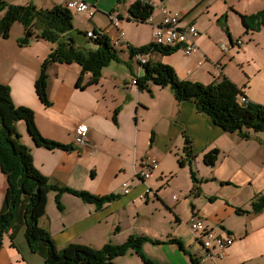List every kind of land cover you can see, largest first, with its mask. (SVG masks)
<instances>
[{
    "label": "crops",
    "instance_id": "obj_1",
    "mask_svg": "<svg viewBox=\"0 0 264 264\" xmlns=\"http://www.w3.org/2000/svg\"><path fill=\"white\" fill-rule=\"evenodd\" d=\"M7 1L15 4L33 1L39 7L50 8L56 4L66 5L69 0ZM85 1L96 9L95 14L89 17L85 12H73V15H85L89 21L96 19L97 11H103L110 20V15L115 14L119 28L124 31L121 22L124 17L130 19L129 7L136 0ZM192 1V6L185 8L174 5L172 0H153L158 7L153 17L158 23L164 8L172 13L182 9L185 12L183 23H193L200 31L199 51L185 55L179 48L172 54L156 52L148 57L173 66L181 79L210 83L224 74L243 88L248 100L264 104V25L257 28L253 24L247 28L243 24L237 32L230 25L233 16L251 15L264 9V0H260V6L253 11L236 8L232 0L224 5L210 0V9L216 11L209 28L202 24L200 16L192 14L205 0ZM3 14L0 11V18ZM139 23L150 26L147 42H151L153 25ZM112 25L114 27L113 22ZM97 26L100 24H94V28ZM218 27L226 29L228 37L214 39L209 34ZM13 28L16 31L8 38L0 36V68L8 71L9 76V80L2 81L10 85L17 105L34 110L37 127L45 137L74 147L68 150L38 146L20 127L25 122H19V131L32 150L34 164L52 182L94 195L116 196L98 206L64 192L61 195L64 208L60 209L56 193L53 191L51 197L50 193L46 214L39 224L50 232L58 248L80 243L99 249L106 243L119 245L131 235H140L147 237L141 245L142 253L156 264H194L193 259L198 264H209L204 259L200 239L189 227V220L196 216L217 233L234 238L218 264H264V209L257 213L251 211L254 196L264 195V133L248 130L249 137L243 138L238 132L224 131L209 116L199 112L193 101H178L169 86L151 83L146 89L139 88L132 82L133 76L138 72L143 75L144 70L128 52L125 56L119 55L128 69L112 65L115 62L112 61L103 68L99 81L85 88L76 85L81 75L78 63L51 64L46 91L52 103L46 105L36 92L35 81L42 59L50 53L53 44L34 38L23 47L18 39L23 36L24 27L15 23L11 30ZM114 28L117 34L112 35L113 41L119 34V29ZM78 29L84 30L81 26ZM140 39L124 31L122 44L126 47L147 44ZM225 46H228L226 50ZM127 56L130 58L126 59ZM89 77L90 73L83 75V83ZM80 124L89 128L85 146L74 142ZM213 149H219L215 165L204 162L206 170L201 171L200 160ZM180 158L184 164L179 162ZM150 159H157L158 166L142 179L137 173L148 168ZM191 159L199 169L197 178L203 180L199 188H195ZM182 172L187 175L185 182L178 181ZM222 181L232 184H222ZM124 182L130 186L129 193L124 192ZM7 186V176L0 168V211ZM237 208L245 211L237 213ZM24 241L25 224L21 213L3 236L0 264H37L38 256L44 261L43 256L31 252ZM115 263L145 264L135 249L117 256Z\"/></svg>",
    "mask_w": 264,
    "mask_h": 264
},
{
    "label": "trees",
    "instance_id": "obj_2",
    "mask_svg": "<svg viewBox=\"0 0 264 264\" xmlns=\"http://www.w3.org/2000/svg\"><path fill=\"white\" fill-rule=\"evenodd\" d=\"M117 1L123 3L126 0ZM154 10L152 4L136 0L129 7V18L146 22ZM0 11L4 12L0 18V36L9 37L12 25L19 21L25 29L24 35L18 40L19 45H27L34 38L44 39L53 44L35 81L37 94L46 105L52 103L46 91L49 64L78 63L81 66V75L76 85L85 88L99 81L105 66L112 61L121 60L109 35L100 31L102 34L100 33L97 39L89 38L86 30L74 26L73 12L66 5L56 4L44 8L33 2L14 4L0 0ZM241 17L247 28H251L253 24L257 28L264 25V9L251 15L241 14ZM81 38L85 41L82 44L79 43ZM89 42H94L95 47H87L86 43ZM178 49L179 47L163 46L153 41L141 46L128 44L131 57L156 52L167 55ZM143 70L144 74L138 79L139 88L146 89L151 83L169 86L178 101H193L197 110L209 116L214 124L227 132H238L243 138L249 137L248 130L264 132V104L248 100L243 88L228 76L223 74L210 83L181 79L173 66L152 58L143 64ZM87 73H90V77L83 83L82 77ZM34 116L35 112L31 107L17 105L14 102L10 85L0 82V168L8 180L3 209L0 211V249L5 232L22 213L29 249L43 256V264H116L115 258L125 255L130 249H135L145 264H156L142 253L141 245L147 237L140 235H131L125 243L119 245L106 243L99 249L80 243H70L62 248L56 246L50 232L39 224L41 217L46 214L50 191H56V202L60 209L64 208L61 201L64 192L76 194L84 201L96 203L98 206L113 200L116 196L113 194L100 196L86 190H75L52 182L44 175L34 164L31 148L22 140L19 122L26 123L29 134L38 146L68 150L74 147L45 137L37 127ZM186 142L189 149L190 140L187 139ZM190 155L192 156L191 153ZM218 155L219 149H213L204 155V162L215 165ZM179 162L184 164L181 158ZM191 172L196 183L195 188H199V183L203 180L197 178L193 169ZM221 183L232 184L230 181ZM251 206L252 212L262 211L264 195L256 194ZM244 211L245 209L237 208V213ZM193 263L198 264V261L193 259Z\"/></svg>",
    "mask_w": 264,
    "mask_h": 264
},
{
    "label": "built area",
    "instance_id": "obj_3",
    "mask_svg": "<svg viewBox=\"0 0 264 264\" xmlns=\"http://www.w3.org/2000/svg\"><path fill=\"white\" fill-rule=\"evenodd\" d=\"M152 5H155L153 0H143ZM68 9L72 12L80 13L85 12L89 17L95 14V8L85 0H69L66 3ZM163 16L160 22L156 23L153 15L150 16L146 21L150 22L153 27V41L156 44L163 46L179 47L182 48L186 54L191 55L199 51V46L197 43V38L200 35L199 29L193 23L184 24L183 19L185 17V12L176 11L174 13L168 11L167 9L162 10ZM112 22L114 26L118 28L119 34L117 36L116 42L120 43L121 39L124 37V31L118 26V15L111 14ZM87 36L89 38L97 39L100 35L99 31L87 30ZM238 43H242V40H238ZM228 46H225L226 50ZM138 59L141 63H145L147 58L145 55L139 54ZM201 62L199 61V64ZM136 83V78L133 79ZM89 138V128L86 124H80L76 130L75 143L81 146L88 144ZM157 159H150L148 162L147 169H140L137 175L144 179L147 178L149 172L157 168ZM123 188L125 193L130 192V186L127 182L123 183ZM150 192V189H147ZM189 227L191 231L196 235L203 246L204 249V259L209 261V264H218V259L224 257L226 254V249L229 248L234 243V238L231 236H223L217 233L212 228L206 226L203 219L193 216L189 222Z\"/></svg>",
    "mask_w": 264,
    "mask_h": 264
},
{
    "label": "rangeland",
    "instance_id": "obj_4",
    "mask_svg": "<svg viewBox=\"0 0 264 264\" xmlns=\"http://www.w3.org/2000/svg\"><path fill=\"white\" fill-rule=\"evenodd\" d=\"M218 1H219L218 2L219 5H224V3L227 2V0H218ZM232 1L234 2L236 8H240V9H243V10H249V11L257 10L256 7L260 6V4H261L259 2L260 0H232ZM115 2H116V0H115ZM192 2H193L192 0H172V3L174 5L180 4L181 6H184L185 8L191 7L192 6ZM210 2H211L210 0H205L204 2H200L198 4V6L194 9V11L192 12V14H196V15L200 16V21L202 22L203 25L207 26L208 28L214 23L213 14L216 11L215 8L210 9V7H209ZM27 3H29V2H27ZM157 8L158 7H156V9ZM177 11L184 12L182 9H179ZM209 11H210V13H209ZM96 15H97L96 16V19L89 20V21L85 17V15H82V16H80V14L73 15V24H74V26L77 29L79 28V26H81L84 30H87V28L93 29L94 28V24H96V23L100 24L99 27L97 26V28H94V29H97V31H99V28H100L105 33H107L109 35V37L111 38L112 45L117 50L118 54L120 56H122V55L125 56V52H128L129 53L128 45L126 47V45H123V44L122 45H119V44H115L114 43L113 38H112V35L114 34L113 36H115L117 34V30L113 27L112 22H111L110 18L108 17V15L105 14L103 11L102 12L97 11L96 12ZM15 23H16V25L18 27H24V25L21 22H19V21H16ZM147 23H149V22H147ZM230 25H231V28H232V30L234 32L239 31L241 29L242 25H243L242 20H241V17L239 15L238 16H233V18H232V20L230 22ZM121 28L124 29V31H125V33L127 35H130L131 33L136 34L139 38H141L139 41H143L144 40V42H147V38L150 37V26L148 24H146V23H143L142 24V23H139V22H135L134 20H131L130 21V19L127 20L126 17H124L123 21L121 22ZM213 28H214V26H213ZM15 31L16 30L13 28V30H10V34L11 33L14 34ZM24 31H25V29H24ZM209 34H211V36L214 39H219L221 37H228V34L226 32V29H222L220 27L215 28V31H211L210 30V33ZM36 39H38V38H36ZM32 41H33V39H32ZM43 41H45V40H43ZM84 42L85 41L83 40V38H81L80 41H79L80 44H82ZM149 42H147V44ZM29 44H31V43H29ZM29 44H27V45H29ZM27 45H24V46H27ZM86 46L87 47H95V43L94 42H89V43H86ZM39 53L40 54H43L41 52H39ZM48 55L45 57V59H42L43 62L47 59ZM152 55L153 54H150V56H152ZM185 55H187V54L185 53ZM185 55H184V58H186ZM25 58H27V54H25ZM129 58H130V56H127L126 59H129ZM153 59H154V57H153ZM186 59H188V58H186ZM32 60H34V62H36V58H33ZM43 62L40 64L41 67H42ZM55 63H59V62H55ZM112 63H113L112 65H117V66H121L122 65V67L128 69L127 68L128 66L125 63L121 62V61H115V62H112ZM134 63H135V61H134ZM50 65L51 64H49V66ZM74 65H77V64H74ZM49 66L47 68V73H48ZM40 70H41V68H40ZM6 72H8V71H3L0 68V82H3L5 80H9L8 79L9 76L7 75L8 73H6ZM48 78H49V73H48ZM48 78H47V81H48ZM3 83H5V82H3ZM35 88H36V86H35ZM47 95H48V98L50 99L48 93H47ZM20 125H21L20 127L23 128L25 135H28L29 133L27 132L26 124L25 123H21ZM261 133H264V132H261ZM25 138H26V136H25ZM28 138L32 142V137H31L30 134H29V137ZM22 140H23V138H22ZM25 143L28 145L27 142H25ZM189 164L192 165L193 170L195 171L196 175H198L197 172L199 171V169H197V164L195 163V161L189 162ZM200 168H201V171L206 170L205 163H204V159L203 160H200ZM178 181H182V182L187 181V175L185 174V172L184 173L182 172L179 175V180ZM54 192L56 193V191H54ZM54 192L53 191H50L49 192V194L51 193L50 194V197H51V195H53ZM49 194H48V198H49ZM54 196H53V198H54ZM2 202H4V198H3V201ZM2 205H3V203H2ZM55 207H56V203H55ZM26 241H24V242H26ZM37 264H43V260H42V258L40 256H38V262H37Z\"/></svg>",
    "mask_w": 264,
    "mask_h": 264
},
{
    "label": "clouds",
    "instance_id": "obj_5",
    "mask_svg": "<svg viewBox=\"0 0 264 264\" xmlns=\"http://www.w3.org/2000/svg\"><path fill=\"white\" fill-rule=\"evenodd\" d=\"M153 6L156 8L155 5H153ZM146 22H148V21H146ZM149 23H150V22H149ZM150 24H151V23H150ZM114 27H115V26H114ZM87 30H90V29H87ZM87 30H86V31H87ZM91 30H93V29H91ZM100 31H102V30H100ZM102 32H103V31H102ZM103 33H104V32H103ZM117 36H118V35H117ZM117 36L115 37L114 43L120 45V44L123 43V41H122L123 38L121 39V42H120V43H117V42H116ZM152 41H153V40H152ZM153 42H154V41H153ZM138 55H139V54H137L136 56H134V58L138 61V63H139V67H140V69H141V68H143V64H144V63H141V62L139 61V59H138V57H137ZM142 55H145L146 58H147V60H149V57H148V56H149L150 54H146V53H144V54H142ZM146 62H147V61H146ZM146 62H145V63H146ZM141 76H142V75H141V72H138V74H136V75L133 76L134 78H136L137 82L134 83L133 80H132V82H133L134 84L138 85V79H139Z\"/></svg>",
    "mask_w": 264,
    "mask_h": 264
},
{
    "label": "bare ground",
    "instance_id": "obj_6",
    "mask_svg": "<svg viewBox=\"0 0 264 264\" xmlns=\"http://www.w3.org/2000/svg\"><path fill=\"white\" fill-rule=\"evenodd\" d=\"M111 16V15H110ZM112 20V19H111ZM95 30V29H94ZM97 31V30H96ZM102 34V33H101Z\"/></svg>",
    "mask_w": 264,
    "mask_h": 264
}]
</instances>
